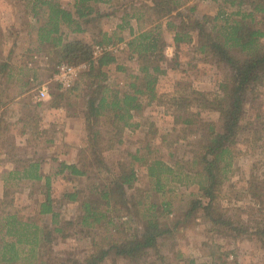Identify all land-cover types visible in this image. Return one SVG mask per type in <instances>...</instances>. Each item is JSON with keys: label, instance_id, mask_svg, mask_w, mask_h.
<instances>
[{"label": "trees", "instance_id": "trees-1", "mask_svg": "<svg viewBox=\"0 0 264 264\" xmlns=\"http://www.w3.org/2000/svg\"><path fill=\"white\" fill-rule=\"evenodd\" d=\"M11 1L22 4L25 15L35 22L36 50L50 63L53 62L55 66L63 62L92 63L88 70L80 74L73 88L62 92L56 85L51 92V107L82 106L87 131V141L79 163H60L55 176L68 172L90 181L93 166L107 176L104 182L92 185L91 190L87 185L85 189L64 193L65 200L77 204L78 215L76 219L63 222L57 200L53 197L54 175L43 172L44 161L17 159L18 169L9 174L4 196L0 199V264H104L112 251L132 264H141L146 262L152 250L158 259L166 260L157 250L158 239L171 231L162 227L158 206L148 200L147 191L135 188L138 180L136 163L147 168L149 178L154 183L153 191L157 193H164L170 182L180 186L198 184L201 196L197 201H192L187 216L199 207L218 232L231 236L232 232L239 234L246 231L227 217L220 199L225 184L231 181L236 172L237 146L247 101L258 99L259 88L264 84V0H210L219 4L217 15L211 21L196 18L195 8L188 12L181 10L182 0H130L128 3L123 0H73L69 9L63 6L61 0ZM99 4L118 5L115 12L122 11L123 15L112 36L101 31L103 39L97 41L98 44L112 45L116 41H126L131 58L135 55L140 61L137 71L117 65V71L125 75L123 87L113 86L109 81L107 68L117 64V55L104 53L94 62L93 45L69 39L66 32H84V26L96 17ZM124 31L129 33L130 39L120 36ZM166 31L172 32L176 47L196 43L197 53L224 70L220 91H192L194 105H190L188 100L174 98L172 115L176 128L197 137L193 144L190 143L193 147L191 159L170 164L155 156V150L147 143L132 157L130 165L115 176L106 164L104 153L123 143L126 130L135 125V118L144 111L147 102H162L157 88L160 77L166 74ZM16 46L14 40L10 56L0 61V109L7 104L2 93L8 90L1 87L10 84L15 76L12 59ZM28 53H33V50L30 49ZM28 84L29 81L23 84L24 90L18 96L24 94ZM41 106L39 103L30 107L35 111ZM204 109L220 114L222 131H218L213 122L203 120L200 110ZM32 117L30 115L31 120ZM182 138L186 141L188 136ZM10 180L44 183L41 186L44 198L36 204L33 215H25L14 206L13 195L17 191L9 183ZM250 184L252 195L264 196L261 191L256 192L255 178ZM127 189L136 191L130 196ZM102 205L104 209H101ZM162 206V214L170 215L173 212L170 202ZM131 210H136L141 216L139 222L143 224L144 232L141 237H125L121 243L109 247H102L100 242L93 239L95 250L82 261H64L54 253V242L66 234L68 227L79 226L81 230H110L114 227L116 233L121 226L115 225L110 213L130 214ZM121 224L126 223L123 221ZM255 234H260L264 242V229H258ZM234 236L232 238L238 235ZM189 263L196 262L191 259ZM111 264L118 263L112 261Z\"/></svg>", "mask_w": 264, "mask_h": 264}, {"label": "rangeland", "instance_id": "rangeland-1", "mask_svg": "<svg viewBox=\"0 0 264 264\" xmlns=\"http://www.w3.org/2000/svg\"><path fill=\"white\" fill-rule=\"evenodd\" d=\"M123 1L128 3L130 0ZM5 2L0 1V27L8 29L11 34L5 32L4 35L1 32L2 39L8 41L9 47H5V41H0V61L10 56L12 44L17 38L18 31L27 28L26 23L31 20L25 15L22 4L11 0H5ZM182 2L181 10L188 12L191 8H195L196 18H205L210 21L217 15L219 8L218 3L210 0H182ZM63 4L72 8L73 0H63ZM117 6L115 7L117 8ZM117 12L113 17L106 14L103 17L97 16L92 22L86 24L88 32L82 35L86 37L87 41H83L93 45L94 48L98 44L97 41L103 39L100 31L113 27L119 17L123 15L122 11ZM120 36L130 39L127 31H124ZM172 36V32H165L166 41H171ZM117 43L118 41L115 42V45L122 47L119 52L115 53L118 63L129 64V67L132 65L131 68L136 67L137 69L140 66L137 56L132 55L131 58L127 45L123 42ZM24 44H26L24 40L20 41V48H23ZM37 45V42L33 41L30 48L33 53L26 54H20L16 46L14 59H12L15 66V76L10 84H4L1 87L2 89L8 88V90L5 92L3 90L4 93H2L7 104L0 109V151L15 159H18V156L25 160L27 156L36 158L38 154L42 157L49 156L45 143L40 140L37 141V139L31 140L28 145L18 146L17 140L23 136V125L18 124L15 127L8 124L15 116L18 118L19 114H22L24 121L29 116L30 122L28 123L33 126L38 125L42 118L40 110L43 105L35 108L34 111L30 106L36 104L31 102L32 93L29 91L36 89L44 82L50 81L55 64L49 62V66L39 67L43 61L40 57L43 55L37 52ZM195 47L196 43H193L184 44L174 49V56L172 59L169 57L170 60L164 65L169 73L166 71V74L160 77L157 88L159 95L162 96V102L151 104H147V102L144 111L134 120L135 125L126 130L123 143L104 153V159L111 169V174L116 176L122 168L129 166L132 157L140 149L145 148L147 143H150L155 150V156L161 157L170 164L191 159L193 156V147L190 143L193 144L192 141L197 137L189 132H183L178 127L176 128L172 115L173 109H175L174 98L188 100L191 102L190 105H194L192 101L195 97L191 98L193 97L192 91L219 92L220 84L224 79V70L218 68L207 57L197 53ZM167 50H169L168 53H171L170 49ZM33 55L39 57L34 58ZM30 62L35 63L29 67L27 63ZM27 81L29 84L26 86L24 94L18 96L20 91L24 90L23 84ZM50 86L52 90L56 85L50 84ZM259 91L258 99L247 101L245 120L242 124L243 129L237 146L239 156L236 161V172L231 181L225 184L220 199V204L227 211V217L232 219L236 226L244 227L246 231H241L239 234L232 232L231 236L218 232L199 207L192 215L187 216L192 207V201H197L201 196L198 184L180 186L170 182L164 193H157L153 191L154 183L149 178L147 168L141 163H136L138 180L135 188L147 191L148 200L158 206L157 211L160 213L158 215L162 227L171 231L158 239L157 250L166 257V260L158 259L155 251L152 250L146 258V262L141 264H190L189 260L191 259L196 262L195 264H264L263 238L261 240V235L255 234L258 229H264V196H254L249 190L250 181L255 178L256 192L264 193V84L260 86ZM195 105L197 104L195 103ZM192 107L195 108V106ZM82 109L81 105L76 106L72 108L71 112L78 114V111L83 112ZM200 112L203 120L213 122L218 131H222L223 124L218 112L211 109L200 110ZM30 115H33L32 120ZM175 129L177 130L174 131ZM50 134L46 136L49 138ZM185 135L188 136L186 141L182 138ZM4 159L7 160V158H0V168L3 167L1 164L5 161ZM91 161L94 163L93 159ZM92 168L91 179L90 181L87 179L83 186L74 179L69 181L66 178L55 183V191L53 189L52 191L57 200V209L61 213L63 222L76 219L78 215L77 204L68 203L63 197L66 188L76 184L83 189L88 185L89 190H91L92 185L106 180L107 174L105 172L98 171L94 166ZM15 182L16 180H10L9 183ZM43 185V182L34 184L31 188V195L15 192L13 195L14 206H17L18 210L25 215H33L36 204L44 198L41 191ZM15 188L13 187L16 191ZM135 191V189H127L130 196ZM165 202L171 203L173 212L170 215L162 214L164 213L162 205ZM101 209H104L103 205ZM131 211L130 214L127 212L110 213V216L115 219V225L121 226L119 229L121 232L115 233L114 227H111L110 230L105 228L81 230L79 226L68 227L66 234L54 242V253L64 261H82L95 250L92 243L93 239L100 242L102 247H109L115 243H121L125 237H141L144 233L143 224L139 222L141 216L136 210ZM122 216L124 217L120 219ZM123 221L126 223L125 225L121 224ZM234 235H238L237 238H232ZM112 261L118 264H132L123 257H117L115 251L110 253L104 264H111Z\"/></svg>", "mask_w": 264, "mask_h": 264}, {"label": "crops", "instance_id": "crops-1", "mask_svg": "<svg viewBox=\"0 0 264 264\" xmlns=\"http://www.w3.org/2000/svg\"><path fill=\"white\" fill-rule=\"evenodd\" d=\"M0 1L5 2V0H0ZM61 2L63 4V0H61ZM63 6L68 9L70 8V7L65 6L64 4ZM97 8H98V13L96 14L95 18H97V16L103 17L104 14H106L107 16L113 17L114 14L118 13V12H115V9H117L116 7L114 6L112 7L107 4H99ZM121 16L120 17L118 16L119 20L113 27L107 30L104 29L103 32L108 33L109 36H112L117 30L118 25L121 23ZM29 23H28L29 26L27 28L20 29V31H18L17 33L18 35L16 38V44H17V50L18 52H20V54L28 53V51L32 47L33 41L36 42V34H35L36 29L33 28L35 25V22L33 20H29ZM134 25L136 24L134 23ZM33 29L35 30L33 31ZM1 32L2 34H4L5 32L10 33V31H8V29H4L3 27H0V41L2 42L5 41L6 42L5 47L8 48L9 47V44H7L8 41L6 39H2L3 35L1 34ZM66 32L69 34V39L83 41V40H86V37L83 36L82 34H86L88 32V29H86V26H84V32L82 33H70L69 30H66ZM100 34H101V31H100ZM22 40H24L26 44H24L23 48H20V41ZM175 48L177 47L174 45L173 36H172L171 41H167L166 49H170L171 51V53H168L169 50L166 51L168 60H170L169 57L172 59V57L174 56ZM38 57H39L38 55L34 56V58H38ZM40 59H43L42 63L39 65L40 68L49 66V61L46 57L42 56L40 57ZM33 63L35 62H30L27 64H29V67H31L30 65H33ZM117 65H122V64L117 62V64H113L107 68L110 74L109 81L110 82L112 81V84L114 86L123 87L125 84V75L117 71ZM123 65L128 66L129 64H123ZM56 67L57 66L53 68V72L50 76V80L53 79V76L56 71ZM134 69L138 70L139 66L137 67V69L136 67H134ZM165 69L167 73H169L167 70V67ZM51 84H55V83H51ZM50 89H51V86H50ZM33 91L34 89L29 91V93L30 92L32 93L31 102L35 104H39L41 102V105H43V107L40 110V116L42 118L39 120L40 122L38 123V125L33 126L32 124L28 123L30 122L28 119H25L24 121L22 114H19L18 118L15 116L14 119L10 121L11 123H8L9 125L12 124L15 127H17L18 124H21V126L23 125V129H22L23 136H21L20 139L17 140V145L18 146L28 145V143L33 139H37V141L40 140L45 143L49 156L42 157L38 154L36 155L35 159L44 161V164L42 165V169L45 174L54 175L52 179V187H53L52 189L53 190L55 188V183L58 182L60 179L63 181L65 178L68 179L69 181L70 179H74L78 181L81 186L85 185V183L87 182L86 177H75V176L70 175L68 172H65L64 174H60L59 176H55L56 175L55 173L58 172L57 170H58L60 163L64 162L66 164H78L80 161L83 148L85 147V144L87 141L86 123H85L83 112L78 111V114L72 113L71 112L72 108H67L66 106L65 107L63 106L51 107L50 102L52 100V96H50L49 98L43 101H37L33 97ZM52 91L53 89L51 90V92ZM82 111H84V109H82ZM49 133L51 134H50V137L48 138L46 135ZM0 158H7V160L4 159L5 160L3 162L4 164L3 163L1 164L3 167L0 168V190H1L0 199H2L4 196L5 189H6V184H7V179L9 177V174L18 169V164L16 162L17 159H15L12 156H9L8 154L1 152ZM18 159L24 160L22 159V157H19V156H18ZM27 159H33V158L31 157L29 158L27 156ZM34 184L36 183L29 182V181H20V182L16 181L15 183H12L11 185L16 187L15 189H17L16 190L17 194L18 192L20 193L22 192V193L31 195L30 191ZM69 188H72V189L75 188L78 190L83 189V187H79L76 184L66 188V191ZM72 189H69V190H72ZM53 197L55 198L54 195Z\"/></svg>", "mask_w": 264, "mask_h": 264}, {"label": "built area", "instance_id": "built-area-1", "mask_svg": "<svg viewBox=\"0 0 264 264\" xmlns=\"http://www.w3.org/2000/svg\"><path fill=\"white\" fill-rule=\"evenodd\" d=\"M127 45V42H123ZM122 49V47H119L118 45L112 44V45H100L97 44L93 48V61L96 62V60L104 53H117ZM91 62H82L80 64H69V63H60L56 67L55 74L53 76V79L49 82H44L40 86H38L33 91V97L37 101H43L51 96V89L50 84L55 83L58 85L61 89V91H67L71 88H73L78 79L80 74L83 71L88 70L91 67Z\"/></svg>", "mask_w": 264, "mask_h": 264}]
</instances>
